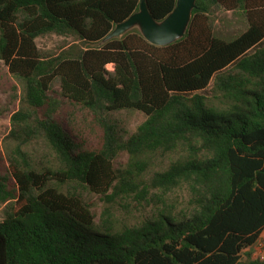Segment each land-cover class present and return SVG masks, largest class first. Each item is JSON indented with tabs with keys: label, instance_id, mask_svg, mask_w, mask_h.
Here are the masks:
<instances>
[{
	"label": "trees",
	"instance_id": "obj_1",
	"mask_svg": "<svg viewBox=\"0 0 264 264\" xmlns=\"http://www.w3.org/2000/svg\"><path fill=\"white\" fill-rule=\"evenodd\" d=\"M176 1L147 5L163 20ZM139 3L0 0V61L19 101L0 169V264H264L247 251L264 227V0H198L168 46L137 29L103 43ZM225 12L246 23L234 36L215 25ZM51 34L73 40L40 50ZM67 107L92 117L97 145ZM120 111L146 119L124 136ZM35 141L54 161H36ZM91 194L107 204L98 221ZM119 204L139 222L119 223Z\"/></svg>",
	"mask_w": 264,
	"mask_h": 264
},
{
	"label": "rangeland",
	"instance_id": "obj_2",
	"mask_svg": "<svg viewBox=\"0 0 264 264\" xmlns=\"http://www.w3.org/2000/svg\"><path fill=\"white\" fill-rule=\"evenodd\" d=\"M215 25L220 32L229 37L240 32V30L246 26V23L235 16L234 13L225 12V14L220 15V18L217 17ZM72 40L71 37L68 38L51 34L37 38L36 44L42 51L59 53L61 49L65 45L70 44ZM108 69L112 70L113 66L108 65ZM17 86L18 83L9 73L8 67L0 61V169L4 172L7 171L9 166L4 143L11 128V116L19 107V101L16 99L18 94L16 90ZM203 93L209 94V90ZM66 111L67 112L63 111L62 114H67V116H69L72 124L83 133L88 139L89 144L91 146L97 145L102 132L101 129L95 125L92 117L76 109H69V107L66 108ZM114 118L122 129L121 133L126 136L129 133H133L137 127L145 121L146 116L138 111H120L114 115ZM29 151L38 162L49 164V162L54 161L53 154L43 141H35L30 146ZM127 161L128 154H123L119 158L117 166H123ZM185 197H187L186 192L184 190H179L172 195V200L175 205L179 206V204L184 203ZM88 198L91 209L97 216L96 219L98 221L100 214L107 207L106 201L103 196L99 194H91ZM4 208L5 205H0V220L3 216ZM114 212L115 217L121 224H136L141 217L140 213L135 209L129 211L123 208L122 204L115 206Z\"/></svg>",
	"mask_w": 264,
	"mask_h": 264
},
{
	"label": "water",
	"instance_id": "obj_3",
	"mask_svg": "<svg viewBox=\"0 0 264 264\" xmlns=\"http://www.w3.org/2000/svg\"><path fill=\"white\" fill-rule=\"evenodd\" d=\"M197 1L177 0L173 11L163 20H157L150 12L147 0H140L139 10L125 21L116 23L103 43L137 29L152 45L163 47L173 44L187 35Z\"/></svg>",
	"mask_w": 264,
	"mask_h": 264
},
{
	"label": "built area",
	"instance_id": "obj_4",
	"mask_svg": "<svg viewBox=\"0 0 264 264\" xmlns=\"http://www.w3.org/2000/svg\"><path fill=\"white\" fill-rule=\"evenodd\" d=\"M247 251L250 252L251 259L264 262V227L256 242Z\"/></svg>",
	"mask_w": 264,
	"mask_h": 264
}]
</instances>
